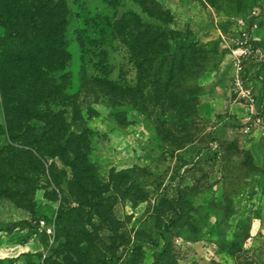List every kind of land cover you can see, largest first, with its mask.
Listing matches in <instances>:
<instances>
[{
  "label": "rangeland",
  "instance_id": "rangeland-1",
  "mask_svg": "<svg viewBox=\"0 0 264 264\" xmlns=\"http://www.w3.org/2000/svg\"><path fill=\"white\" fill-rule=\"evenodd\" d=\"M62 1L67 58L41 78L64 88L38 108L85 135L92 171L73 185L54 158L55 188L34 143L9 141L32 150L0 195V264H264V0ZM12 54L14 71L35 53Z\"/></svg>",
  "mask_w": 264,
  "mask_h": 264
},
{
  "label": "trees",
  "instance_id": "trees-1",
  "mask_svg": "<svg viewBox=\"0 0 264 264\" xmlns=\"http://www.w3.org/2000/svg\"><path fill=\"white\" fill-rule=\"evenodd\" d=\"M67 15L68 11L63 7L61 0H0V25L6 30V34L0 38V113L3 121L1 133L8 142L26 138L34 143L45 165V168H39V172L43 175L46 172L44 182L55 188L59 184L60 176L55 173L57 169L54 158L62 160L73 173L68 176L75 180L73 185L78 181L79 187H84L87 172L92 171V165L85 157L88 149L85 135L69 131L67 127L71 124L64 120L61 112L38 108V105L46 107L48 99L56 100L57 94L64 88L56 83L52 76L50 81L41 77L49 76L50 72L59 73L63 68L67 56H64L65 51L62 49V37ZM18 41L35 54H31L30 58L18 60L19 67H15L13 71L10 63L16 58L12 54V45ZM6 47L10 49L3 53L1 48ZM59 78L63 76L59 75ZM262 116L264 121V115ZM27 121L33 122L31 127L25 125ZM38 128L39 139L32 141V137H35L33 131ZM31 150L32 145L25 147L23 144L14 145L10 142L8 146H0V164L3 165L0 167V186H3L0 187L1 196L11 199L18 196L19 188L14 187V182L20 184L24 172L11 166L15 161L22 160L26 153H31ZM6 165L11 168H6ZM7 181H10L14 189L5 185ZM69 184L67 181V185ZM12 190L15 191L11 192ZM67 191L70 192V189ZM79 191L81 194H88L85 202L94 199L91 202L93 205L98 204L102 198L99 190L89 191L81 188ZM60 212H56L57 219L62 215Z\"/></svg>",
  "mask_w": 264,
  "mask_h": 264
},
{
  "label": "built area",
  "instance_id": "built-area-1",
  "mask_svg": "<svg viewBox=\"0 0 264 264\" xmlns=\"http://www.w3.org/2000/svg\"><path fill=\"white\" fill-rule=\"evenodd\" d=\"M259 58L264 59V56L263 55H260ZM239 90H240L239 93H240V95L242 97H246V98L249 97V92H248L247 89H242L239 86ZM260 107L262 108L260 110H263L264 111V102H261ZM253 114H254L253 119H252V122L253 123H257V122L260 121V119H262V114L260 113V111L258 112V111H255L254 110ZM244 128H245L244 130L246 131L247 130V125L244 126ZM36 227L38 228L39 231H42V232L47 233V234L48 233H51V231H52V223H46L44 221V219H38L37 220Z\"/></svg>",
  "mask_w": 264,
  "mask_h": 264
},
{
  "label": "crops",
  "instance_id": "crops-1",
  "mask_svg": "<svg viewBox=\"0 0 264 264\" xmlns=\"http://www.w3.org/2000/svg\"><path fill=\"white\" fill-rule=\"evenodd\" d=\"M262 151H263V153H264V148L262 149ZM252 155L254 156V157H258V155H259V153H258V149H257V155H256V153H252ZM257 162H258V160H257ZM259 163V162H258ZM260 164V163H259ZM258 166H261V168H263L264 169V167H262V165H258ZM251 227H253V225H251ZM254 227H256V225L254 226ZM254 233H256V230H254V229H249L248 230V235H247V239H249L251 236H253V234Z\"/></svg>",
  "mask_w": 264,
  "mask_h": 264
}]
</instances>
